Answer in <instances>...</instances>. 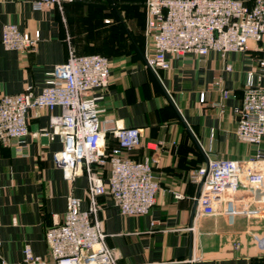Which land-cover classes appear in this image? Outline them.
<instances>
[{
    "label": "crops",
    "instance_id": "1",
    "mask_svg": "<svg viewBox=\"0 0 264 264\" xmlns=\"http://www.w3.org/2000/svg\"><path fill=\"white\" fill-rule=\"evenodd\" d=\"M35 1L0 0V97L29 86L41 92L48 73L73 54L108 56L110 83L92 91L100 97L99 118L108 146L117 143L110 132L116 126L140 128L141 144L125 153L137 160L158 156L154 171L161 189L145 215H123L108 194L93 200L87 173L68 180L56 166L63 140L32 136L49 128L50 116L61 109L38 114L30 110V134L11 144L0 142L2 258L23 260L29 244L53 264L46 230L55 214L61 218L72 194L82 200V209L95 203L94 220L116 264H264V207L252 204L254 215L247 217L240 204H232L226 214L196 218L199 186L191 179L211 159L246 162L254 155L257 147L236 135L235 108L242 102L249 71L264 57V41L250 40L246 52H230L226 58L216 51L207 56L168 55L170 68L154 70L144 58L146 0H75L46 9H36ZM242 1L251 6L254 0ZM7 23L31 35L40 31L36 48L5 49L1 39ZM227 63L231 71L225 70ZM223 88L230 91L228 98ZM96 168L108 176L109 166ZM240 195L247 196V190Z\"/></svg>",
    "mask_w": 264,
    "mask_h": 264
},
{
    "label": "built area",
    "instance_id": "2",
    "mask_svg": "<svg viewBox=\"0 0 264 264\" xmlns=\"http://www.w3.org/2000/svg\"><path fill=\"white\" fill-rule=\"evenodd\" d=\"M68 1L74 0H36L34 7L46 9ZM145 14L144 58L154 70L170 68L168 55L207 56L216 51L226 58L230 52H246L250 40L264 41V0H254L251 6L242 0H146ZM40 39V31L31 35L15 23H7L1 42L7 50L28 51L34 50ZM111 64L108 56L99 53L73 54L48 73L41 92L29 86L22 92L1 96L0 142L11 144L30 134V110L38 114L42 109L60 108L59 114L50 116L49 128L32 132V136L63 140L55 164L64 177L72 180L87 173L93 200L108 194L123 215H145L156 204L161 189L154 171L158 156L137 160L125 153L141 144L142 130L138 127L111 129L117 145L108 152L107 132L99 118L100 97L92 91L108 87ZM225 70L231 71L232 65L227 63ZM249 78L242 102L235 108L236 135L257 149L246 162L215 158L192 173V181L199 186L196 218L226 214L232 204H240V212L247 217L254 215L252 204L264 207V57L249 71ZM222 94L228 98L230 91L223 88ZM205 97L202 93L201 101ZM98 166H109L106 178ZM243 189L248 192L245 197L240 195ZM181 196L175 194L176 198ZM95 211L94 202L82 209L79 197H67V209L61 218L55 214V222L45 234L53 264H116L113 251L105 243L106 235L94 220ZM260 213L264 215V209ZM1 246L0 219L1 264H49L29 244L23 260L9 262L2 258Z\"/></svg>",
    "mask_w": 264,
    "mask_h": 264
},
{
    "label": "rangeland",
    "instance_id": "3",
    "mask_svg": "<svg viewBox=\"0 0 264 264\" xmlns=\"http://www.w3.org/2000/svg\"><path fill=\"white\" fill-rule=\"evenodd\" d=\"M105 1L109 2V4H113L111 0H105ZM144 1L145 0H124V3L122 4H143ZM137 11L140 14L141 11L139 9ZM97 33L99 34L100 32Z\"/></svg>",
    "mask_w": 264,
    "mask_h": 264
},
{
    "label": "trees",
    "instance_id": "4",
    "mask_svg": "<svg viewBox=\"0 0 264 264\" xmlns=\"http://www.w3.org/2000/svg\"><path fill=\"white\" fill-rule=\"evenodd\" d=\"M74 1H75V0H74ZM68 2H71V1H68ZM115 139H116V138H115ZM116 141H117V139H116ZM116 145H117V143H116ZM116 145H115V146H116ZM113 147H114V146H113ZM111 148H112V147H109V146H108V148H107V149H108V152L110 151Z\"/></svg>",
    "mask_w": 264,
    "mask_h": 264
}]
</instances>
